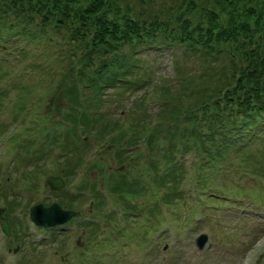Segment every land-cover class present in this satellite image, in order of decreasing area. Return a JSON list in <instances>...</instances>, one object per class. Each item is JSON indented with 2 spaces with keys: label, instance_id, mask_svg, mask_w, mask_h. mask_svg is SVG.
<instances>
[{
  "label": "rangeland",
  "instance_id": "374dc122",
  "mask_svg": "<svg viewBox=\"0 0 264 264\" xmlns=\"http://www.w3.org/2000/svg\"><path fill=\"white\" fill-rule=\"evenodd\" d=\"M117 3L121 10L126 7L138 23L163 18L167 26L176 25L177 17L185 18L186 14L181 0ZM196 13H191L194 19ZM39 46L34 42L28 47L20 66L1 65L0 75L11 69L1 75L6 73L5 80L9 81L19 68H32L28 57H38ZM130 46L120 43L107 52L108 70L120 72L126 79L116 80L111 75L110 84L93 96L90 88H82L78 98L51 97L59 78L30 72L42 86L36 83L30 99L44 90L41 102L33 105L37 111L19 115V121H10L0 131V205L7 221L5 208L12 219L16 218L14 232L9 221L8 234L0 230V264H264V203L257 202L264 200V134L241 133L243 138L229 143L215 166L201 168L204 178L197 181V164L208 149L167 129L165 122L169 120L161 117L159 109L165 105H161L165 96L169 111H176V101L196 106V89L188 91L195 88L193 84L208 55L200 47L195 51L182 49L183 42L140 44L136 50ZM112 59L115 63L111 66ZM20 76L29 88L32 76L23 72ZM8 91L6 102L0 96V120H7L12 109L14 89ZM68 100L74 105L70 106ZM68 110L71 112L62 114ZM76 110L82 111V127L79 130L76 124L69 132ZM154 119L157 129L150 124ZM38 125L46 128L36 136ZM25 126L28 129L23 131L21 127ZM217 126L224 138L230 137V128L234 135L239 133L228 118H222ZM261 128L257 126V130ZM46 131L49 133L45 137ZM76 133L81 138H76ZM144 135L152 136L148 138L152 141L144 143ZM32 136H36L33 142L28 139ZM42 137L46 142L40 148L45 153L33 157ZM173 144L178 146L175 155L163 161L161 151L171 150ZM156 171L159 178L153 175ZM171 171L176 173L171 175ZM161 172L167 176L160 177ZM47 174L59 175L62 183L50 187L45 180ZM130 182L135 193L132 196L124 191ZM167 182L175 186L169 199L164 196ZM51 199L61 207L77 210L78 217L70 214L47 224L48 228L32 223L27 218L28 205L38 200L46 204ZM198 232L207 234L200 248L193 240ZM14 244L17 247L12 250Z\"/></svg>",
  "mask_w": 264,
  "mask_h": 264
},
{
  "label": "trees",
  "instance_id": "16d2710c",
  "mask_svg": "<svg viewBox=\"0 0 264 264\" xmlns=\"http://www.w3.org/2000/svg\"><path fill=\"white\" fill-rule=\"evenodd\" d=\"M195 1H199L200 4ZM181 2L185 3L183 6L185 18L178 16L179 22L176 25L167 26L163 18H154L148 22L142 20L138 23L127 12L126 7L124 10L119 9L117 0H0V66L3 65L1 68L7 63L20 66V60L27 55L28 47L34 42L40 43L38 57H28L32 68L25 70L19 68L16 73L12 72L10 77L7 76L9 81L5 80V74L11 72V69L7 72L5 70L3 76L1 75L4 72L0 75V96L4 102L7 99L4 97L10 92L8 88L14 89L10 97L12 105V109L9 110L10 116L7 120H0V131L5 129L10 121H19L26 113L37 111L32 108L35 102L37 105L41 102L44 90L39 97L30 99V91L40 82L39 78L35 80L36 76L33 73L30 75L32 70L38 75L49 74L55 80L59 78L57 89L51 97L62 99L63 95H67L65 100L75 98L79 96L78 91L83 90L82 88H90L92 90L90 96H93L110 84L111 75L116 80L126 79L120 72L107 68V52L118 47L120 43L132 45L131 49L136 50L140 44L159 46L177 42L181 45L183 42L182 49L195 51L200 47L208 55L207 62H203L204 66L193 84L195 88L188 91V93L195 89L197 91L194 96L198 101L196 108L187 101H182L183 105L176 101V111L166 110L165 101L168 97L165 96L161 100V105H165L161 106L159 111L161 117L171 123L169 125L165 122L167 129L174 130L179 136L189 139L192 144L202 145L208 149L206 157H202L197 164L199 178L196 179L203 180L201 168L215 166L216 159L223 156L225 147L241 138L243 136L241 133L254 132L255 136L264 134V0H181ZM195 10H198L197 13ZM192 12L196 13L195 19L191 15ZM139 42L143 43L138 44ZM7 50L12 51L6 52ZM110 63L112 66L115 60L112 59ZM21 72L32 76L29 88L24 86ZM150 88L152 89V84ZM80 102L87 106L85 102ZM68 104L74 105L70 100ZM61 110L62 108L59 112ZM70 112L71 110L63 111L62 114ZM81 115L82 111L76 110L72 123L68 125L72 129L67 131H73L76 124L79 130L81 129L80 124L83 123ZM222 118H228V122L236 124L239 133L234 135V129L230 128L232 132L230 137L224 138L220 127H215ZM88 121L91 122L92 118H88ZM52 122L60 123L57 120ZM150 124L158 128L156 119ZM123 125L121 124L122 127ZM257 126L262 128L257 130ZM44 128L45 125L35 127L36 136ZM21 129L25 131L28 126ZM48 133L46 131L44 136L46 137ZM60 135L63 136L61 130ZM36 136L28 139L33 142ZM81 136L79 133L75 134L76 138ZM144 137L142 138L144 143L152 141L148 140L149 137L153 138L148 135ZM108 140L109 138L106 141ZM44 142L46 139L42 137L33 157L44 155V150L40 148ZM176 147L178 146L173 144L171 150H162L160 155L162 160L168 161L171 156L173 158ZM196 152L194 154L202 156ZM155 168L158 169L159 166ZM157 172L153 175L159 178ZM172 173L174 175L176 172L171 171V175ZM160 174V177L164 174V178L167 176L166 172ZM189 178L187 175V179ZM164 186L167 187L164 196L169 199V195L174 192V183L167 182ZM192 186L193 189L196 188ZM132 189L133 185L130 182V187L124 191L132 196L135 194ZM257 202L263 204L264 200L260 198ZM4 213L8 215L12 229L16 218L12 219L9 216L7 208ZM12 231L14 232L13 229ZM93 261L94 258L90 260ZM255 264L263 262L255 261Z\"/></svg>",
  "mask_w": 264,
  "mask_h": 264
},
{
  "label": "water",
  "instance_id": "95a60500",
  "mask_svg": "<svg viewBox=\"0 0 264 264\" xmlns=\"http://www.w3.org/2000/svg\"><path fill=\"white\" fill-rule=\"evenodd\" d=\"M45 180L48 182L50 187H56L60 183H62V179L57 174H47ZM70 214H77V210L72 208H64L61 207L60 204L56 200H51L48 203L44 204L40 200L30 204L28 206L27 216L28 218L36 224H41L46 226L47 224L59 222L67 217ZM8 221L5 215L2 213V206H0V229L3 233H8ZM206 238L205 232L197 233L194 236V244L196 247H201L204 240ZM16 245L12 247L15 249Z\"/></svg>",
  "mask_w": 264,
  "mask_h": 264
}]
</instances>
